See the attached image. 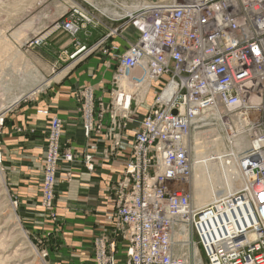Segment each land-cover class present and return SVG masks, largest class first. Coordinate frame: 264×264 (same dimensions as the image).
I'll list each match as a JSON object with an SVG mask.
<instances>
[{
  "label": "built area",
  "instance_id": "obj_1",
  "mask_svg": "<svg viewBox=\"0 0 264 264\" xmlns=\"http://www.w3.org/2000/svg\"><path fill=\"white\" fill-rule=\"evenodd\" d=\"M164 1L143 3L128 15L136 40L113 54L110 118L129 120L133 106L145 102L136 98L140 88L144 95L154 89L155 97L123 174L111 186L114 227L96 239L95 263L197 264L196 248L202 264H264V0H173L169 7ZM91 23L93 15L75 4L53 29L80 45L77 36ZM81 95L83 129L90 136L101 123L92 90ZM215 110L222 112L228 135L241 131L250 139L240 158L245 184L195 208L189 188L177 183L192 178L186 141L193 123ZM62 138V121L52 117L40 184L47 210L54 206L59 164L74 158L63 151ZM180 217L189 225L188 258L177 255L173 236V220Z\"/></svg>",
  "mask_w": 264,
  "mask_h": 264
},
{
  "label": "crops",
  "instance_id": "obj_2",
  "mask_svg": "<svg viewBox=\"0 0 264 264\" xmlns=\"http://www.w3.org/2000/svg\"><path fill=\"white\" fill-rule=\"evenodd\" d=\"M87 27L77 36L80 45L67 33L53 35L47 41L46 46L55 51L57 69L51 70L53 75L45 79L40 91L35 90L8 111L0 132L3 162L14 187L12 196L18 199L17 206L30 217L34 227H55L56 223L64 227L58 254L64 264H95L96 239L114 227L116 204L111 186L123 174L135 132L155 97L153 89L144 98L145 109H141V104L134 105L135 112L129 120L110 118L116 69L113 50L98 47L107 35L100 39L95 26ZM136 37L132 28L114 38L112 44L126 49ZM89 88L101 128L86 136L85 101L81 94ZM55 116L63 125L62 149L74 155L72 161H62L57 171L56 198L49 213L60 223L46 218L40 195L47 134Z\"/></svg>",
  "mask_w": 264,
  "mask_h": 264
},
{
  "label": "rangeland",
  "instance_id": "obj_3",
  "mask_svg": "<svg viewBox=\"0 0 264 264\" xmlns=\"http://www.w3.org/2000/svg\"><path fill=\"white\" fill-rule=\"evenodd\" d=\"M96 1L99 4L103 3L106 6L101 8L97 7L94 2L91 3L89 0H0V39L2 38L0 40V44H2L0 45V116L3 114V121L0 124V132L3 123L6 120L8 111L17 107L21 101H24V99L29 97V92L41 81L50 78V76L53 75V72H51L53 68L57 69L58 63L56 62L55 51L46 45L48 43L47 41L53 37V35L59 33L66 34L60 30H54L53 28L58 21L65 18L71 8L70 5L79 4L82 10L93 15L95 23H91L87 26H95L96 29L100 31V39L107 35V39H105V41L104 38L101 39L98 47H107V49L112 48V54H115V48H124L118 44H112L113 39L120 35H125L126 31L133 28L128 21L129 18L126 14L127 10L125 8L135 5L140 6L137 4L154 2L155 0ZM140 8L141 7L134 11V14L138 12ZM104 10L107 11V13H104ZM87 26L86 28H88ZM83 30H81V32ZM45 34L47 38L43 44L36 46L31 45L32 40H35L38 37H43ZM127 37L129 38V35ZM130 43L131 42H129V44ZM3 47H5V49H3ZM111 57L115 59L114 55ZM3 62L5 63L4 66ZM149 89L150 91H153L152 88H148V90ZM144 90H146L145 87L139 89V96L136 97L137 100L150 95H144ZM16 98H19L20 100L10 107L6 113L5 108ZM141 105H143L141 109L144 110L146 101L145 104L142 103ZM215 117H207L209 120L199 118L200 120L198 119L196 121L194 126L197 127L192 128L186 141L191 159L194 154L192 143L196 132L207 127L208 124L214 123L213 121H210V119ZM224 131L226 132V129H224ZM3 160V153L0 147V237L3 238H0V249H2L0 250V264H14L15 262V264H64L61 260L62 258L58 256L60 253L59 251L61 250L60 240L64 227L56 223L60 222L57 217L49 213L50 210L47 209L45 210L47 214L46 218L51 223H56L54 224L56 226L34 227V223L31 221L30 217L22 213L23 211L21 210L20 205L17 206L18 199L12 196L14 194V187L12 186L13 184H10L9 182L8 170L5 167ZM189 190L191 192L190 186ZM191 199L193 202L192 194ZM14 201H16V204H14ZM5 235L6 237H4ZM8 235L11 236L8 237ZM3 241H7L6 243L4 242L5 246ZM191 251H194V249H191ZM15 252L17 255H12L15 254ZM18 254H22V256H19ZM93 259L95 262L94 255Z\"/></svg>",
  "mask_w": 264,
  "mask_h": 264
},
{
  "label": "bare ground",
  "instance_id": "obj_4",
  "mask_svg": "<svg viewBox=\"0 0 264 264\" xmlns=\"http://www.w3.org/2000/svg\"><path fill=\"white\" fill-rule=\"evenodd\" d=\"M89 1L91 3L94 2L95 5L97 7H100V8L106 6L103 3L99 4L96 0H89ZM172 2H173V0H165L162 5L165 7H169L172 5ZM167 3H171V4H167ZM73 5H75V4H72L70 6H73ZM137 5H140V6L135 5V6H130V7L125 8L127 10V11L125 10L126 14L127 15H133L134 11H136L139 7L145 6L144 4H141V3L137 4ZM104 13H107V11L104 10ZM6 43H7V41H6ZM0 45H2V44H0ZM8 45H10V44H8ZM9 48H10V46H9ZM3 49H5V47H3ZM4 56H6V55H4ZM1 57H3V56H1ZM7 60H4V61H7ZM4 64L5 63L3 62V66H4ZM12 65H17V64H12ZM0 68H1V66H0ZM26 68H28V67H26ZM30 79H31V77H30ZM59 79H60V77H59ZM11 80H12V78H11ZM40 83L33 90H31L29 92V94L33 93L35 90H38V89L40 91L42 86H44L43 84L46 83V80L44 79ZM3 92H5V91H3ZM15 95H16V93H15ZM19 98H16L9 106H7L5 108V112L7 110H9L10 107H12L17 101H19L20 100ZM2 116H3V114H1V116H0V124L3 121ZM212 116L213 117L216 116L215 118L210 119V121H213L214 123L208 124L207 127L198 130L195 134V138L193 139L192 146L194 147V154L192 155L193 158L191 159L192 164H193V173H192L191 180L189 182H183V181L178 180L180 182L177 183L178 186H180L181 188L186 189V190L190 186V189H191L190 193L193 196V205L195 208L203 207L204 205L214 201L215 199H217L219 197H223V198L228 197L232 193L240 190L245 184V175L242 171L240 158H241L242 154L249 148L250 139L246 133H242L241 131H239L240 134L238 136H235V137L228 135L224 131V129H226V127L222 124V122L220 120L221 116H222V112H219L217 110L209 111L207 113L202 114L200 119L209 120V119H207V117L211 118ZM193 124L195 125L196 122H194ZM194 125H193V127L196 128L197 126H194ZM239 126H241V125H239V123H238L237 127H239ZM189 156H190V154H189ZM6 235L4 237H6ZM10 236L8 235V237H10ZM173 236H174V240H176V242L178 243L176 246L177 255L182 256L184 258H188L190 255V253H189L190 232H189V225H188L187 219L185 217L175 218L173 220ZM1 239H3V238H1ZM4 242L5 241H3V243ZM5 243H4V246H5ZM8 245H10V244H8ZM20 245H21V243H20ZM28 246H29V244H28ZM3 248H5V247H3ZM0 250H2V249H0ZM29 250H30V246H29ZM6 251H8V250H6ZM12 255L16 256L17 254L15 252V254H12ZM4 256H5V254H4ZM19 256H22V254H20ZM194 256H195L194 258L197 261V264H202L201 259H200V252L196 248L194 250ZM2 261H3V259H2Z\"/></svg>",
  "mask_w": 264,
  "mask_h": 264
}]
</instances>
